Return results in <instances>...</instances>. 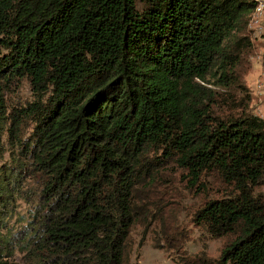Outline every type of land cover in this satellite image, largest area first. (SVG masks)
I'll return each mask as SVG.
<instances>
[{
  "label": "trees",
  "instance_id": "obj_1",
  "mask_svg": "<svg viewBox=\"0 0 264 264\" xmlns=\"http://www.w3.org/2000/svg\"><path fill=\"white\" fill-rule=\"evenodd\" d=\"M258 1L0 0V264H126L180 185L231 239L215 264H264V119L242 82Z\"/></svg>",
  "mask_w": 264,
  "mask_h": 264
},
{
  "label": "rangeland",
  "instance_id": "obj_2",
  "mask_svg": "<svg viewBox=\"0 0 264 264\" xmlns=\"http://www.w3.org/2000/svg\"><path fill=\"white\" fill-rule=\"evenodd\" d=\"M253 48L248 56L242 82L248 89L251 100L249 112L264 119V33L260 36L249 34ZM31 94L26 83L16 85L7 95L10 105L30 100ZM30 125L23 128L25 138H29ZM7 156H5L6 158ZM215 189L222 187L220 183L209 180ZM33 183L24 179L25 199L16 201L14 210L17 217L31 214L33 210L31 198ZM168 189L166 192L154 194L155 200L161 201L158 208H164L158 215L157 207H151L144 225L133 227L130 239V253L126 264H215L222 251L230 245L231 239L216 237L208 233L196 220L195 213L200 209L199 202L206 195L198 196L195 191L187 192L183 186ZM213 196V194H209ZM147 224V225H146ZM165 240H168L166 242ZM141 242V243H139Z\"/></svg>",
  "mask_w": 264,
  "mask_h": 264
},
{
  "label": "built area",
  "instance_id": "obj_3",
  "mask_svg": "<svg viewBox=\"0 0 264 264\" xmlns=\"http://www.w3.org/2000/svg\"><path fill=\"white\" fill-rule=\"evenodd\" d=\"M248 28L255 36L264 33V2L258 1L251 14Z\"/></svg>",
  "mask_w": 264,
  "mask_h": 264
}]
</instances>
